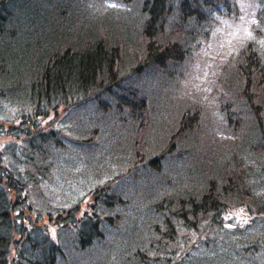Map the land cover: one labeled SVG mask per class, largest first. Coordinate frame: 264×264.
<instances>
[{
	"label": "trees",
	"instance_id": "16d2710c",
	"mask_svg": "<svg viewBox=\"0 0 264 264\" xmlns=\"http://www.w3.org/2000/svg\"><path fill=\"white\" fill-rule=\"evenodd\" d=\"M254 1L264 21V0ZM242 15L237 0H0V264H75L91 248L105 249L103 264H232L235 254L264 264V231L246 237L247 223L230 230L223 216L243 207L252 227L264 214L245 160L221 148L216 131L187 157L206 125L196 101L166 98L167 117L154 123L153 88L181 77L219 17ZM241 42L222 76L231 101L221 109L227 133L264 159V45ZM118 123L128 133L104 149L98 138ZM146 179L159 186L140 216ZM51 184L67 189L63 198ZM214 239L243 244L220 252Z\"/></svg>",
	"mask_w": 264,
	"mask_h": 264
},
{
	"label": "rangeland",
	"instance_id": "374dc122",
	"mask_svg": "<svg viewBox=\"0 0 264 264\" xmlns=\"http://www.w3.org/2000/svg\"><path fill=\"white\" fill-rule=\"evenodd\" d=\"M237 1L240 4L241 11L243 13L240 20H231L228 18L224 19V17H219V19L221 20V24L212 28V30H210L206 35V38H202L201 46L198 49H195L193 52L195 53L193 57L184 63V66L181 69L183 70L181 77H178L180 75L178 74L175 83L171 85L160 86L158 89L153 88L154 94L152 93V98L154 99V104L157 107L156 113H154V116H156L154 123H161V118L167 117L166 113L161 114V102L166 98L170 99L172 106L180 104L182 100L198 102L201 105L200 107L202 108V112L204 113L202 124H206L204 127L205 131H198L197 135H195V137L190 139V141L185 144L188 151L187 157L194 158L197 150V142H205L208 138L211 137V135L214 137V132L216 131V138L218 140H226V145L222 146L221 148H227V151H229V153L231 154L237 153L241 155L240 157L245 160V165L248 166L247 170L251 169L250 182L252 186H254L257 192H264V173H262L261 177L255 175L257 171H259L264 165V159L261 156H258L249 146H243V142H245L243 134L236 136L234 134L227 133L226 125L228 123V116L227 112H224L221 109L222 105H226V103L231 101L229 100L230 97L228 96L227 91H224L222 86L224 83L222 76H224L225 70H227L228 67L232 65V57L234 55H231V53L239 50L241 48L240 45L242 44L241 41L247 38H250L251 40L253 39L254 41L256 40L258 42L260 41L264 45V21L262 18L257 17L256 11L259 7L258 3L254 0ZM129 8H132V6ZM229 95L231 96V94ZM229 109L231 110V107H229ZM173 114L174 111L172 110V112L169 113L168 117L172 116ZM219 118H222V120L224 121L221 122ZM106 128L109 129L105 131V134L102 137L98 138L100 139L98 140L100 142V145H102L104 149H109L110 147H112L113 143L115 142L113 134L115 135L117 134V132H123L125 134L128 133V130H125L124 127H122V125L119 123L115 126L108 125V127ZM214 140L215 139H213V141ZM188 158L185 159V161L189 163L188 172H194V167H192ZM156 163H158V160H156ZM70 173L74 174V172L72 171ZM163 173V179L166 177H174V174L170 175V173L165 171ZM157 186H159V181L146 179L145 196L143 201H141L137 212L140 216L148 213L146 212V206L149 209L151 208V204L153 202V197H151V195L153 194L154 188ZM50 187L52 188L46 189L56 196L57 201L60 198H63L64 194L67 192V189L57 187V185L55 186L54 184H51ZM57 201L55 203H57ZM90 201L91 197L83 202V207L85 208ZM62 204L64 205V203H61V205ZM253 215L255 214L252 213L251 215V213L243 207H232L223 216L227 220L229 218H232V220L229 222L231 224L230 230L238 232V224H240L241 227L242 225L247 223L245 226L247 229H244L242 231L243 235L247 237L248 234L254 229L259 232L264 231L261 224L264 219V214L263 216H261L260 214L259 216H255L254 218L258 222H256L252 227L248 226V223L251 221ZM46 222L47 221L45 219L44 223ZM49 228L52 232H54V230L56 229L51 223L49 224ZM213 230L214 228L210 230L211 233L209 232L211 235H220V237L222 235H226V232L222 229L220 230V232H216ZM141 231H145L144 226ZM188 233L192 235L193 239L197 238V232L188 231L185 234ZM132 234H134V232H128V234H126V237L132 236ZM214 241L215 239L210 242L212 244H215L217 250L220 252H232L243 244V242L234 240V245L232 244L220 247ZM118 245H120V241H115L113 244V246ZM202 246L204 247L203 244ZM103 250L105 249L101 250V248H91L85 252H82L81 254L74 256L75 258L73 259V262L75 264H81L82 262L83 264H88L90 263L87 262L88 260H91L92 257L96 256ZM204 250L206 251L202 252V255L203 257H207L206 255L208 254L207 252H209V250ZM194 253L200 254L197 251H195ZM100 256L101 259H103L104 251ZM236 258L237 255L235 254L234 259L231 260L232 264L241 263L237 262ZM249 259L252 258H245L243 259V261ZM99 263H105V259H103V261Z\"/></svg>",
	"mask_w": 264,
	"mask_h": 264
}]
</instances>
